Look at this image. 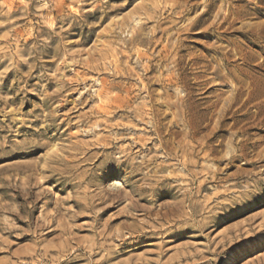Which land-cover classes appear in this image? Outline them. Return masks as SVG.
<instances>
[{
  "label": "rangeland",
  "instance_id": "1",
  "mask_svg": "<svg viewBox=\"0 0 264 264\" xmlns=\"http://www.w3.org/2000/svg\"><path fill=\"white\" fill-rule=\"evenodd\" d=\"M259 122L264 0H0V264H264Z\"/></svg>",
  "mask_w": 264,
  "mask_h": 264
},
{
  "label": "bare ground",
  "instance_id": "2",
  "mask_svg": "<svg viewBox=\"0 0 264 264\" xmlns=\"http://www.w3.org/2000/svg\"><path fill=\"white\" fill-rule=\"evenodd\" d=\"M198 3H195L193 4V8H197L198 7ZM204 14H206V12H203L199 15L198 18L202 17ZM233 13L228 11V13L224 14L223 18L221 19V21H211L209 22V19H206L205 21H203L202 23V26H205L203 31L204 32H207L208 30H210L211 28H214V27H223L225 25H228L229 27H232L234 26V22H235V18L233 20H230L231 18V15ZM196 24V20H191L189 22H187V25L190 26V27H193L195 26ZM203 35H207V33H204ZM261 123V122H259ZM262 125H264V123H261ZM264 150V149H263ZM113 184H118L117 182L113 183Z\"/></svg>",
  "mask_w": 264,
  "mask_h": 264
}]
</instances>
